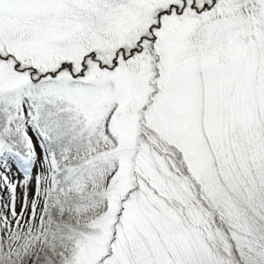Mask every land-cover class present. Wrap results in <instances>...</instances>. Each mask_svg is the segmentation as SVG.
<instances>
[{
  "label": "snow or ice",
  "instance_id": "6c2138e0",
  "mask_svg": "<svg viewBox=\"0 0 264 264\" xmlns=\"http://www.w3.org/2000/svg\"><path fill=\"white\" fill-rule=\"evenodd\" d=\"M0 264H264V0H0Z\"/></svg>",
  "mask_w": 264,
  "mask_h": 264
}]
</instances>
